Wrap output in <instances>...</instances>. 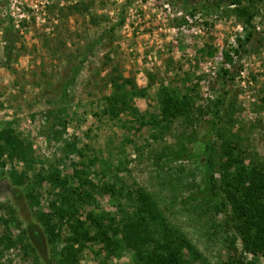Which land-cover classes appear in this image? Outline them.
<instances>
[{
	"label": "rangeland",
	"instance_id": "1",
	"mask_svg": "<svg viewBox=\"0 0 264 264\" xmlns=\"http://www.w3.org/2000/svg\"><path fill=\"white\" fill-rule=\"evenodd\" d=\"M252 23L250 43L236 53L230 49L238 47L236 40L244 37L245 30L233 6L226 3L214 9L205 0H0V126L12 122L29 139L34 156L45 168L53 163L62 175L73 173L74 167L84 168L96 184L106 181L125 184L129 190L147 189L203 255L221 264L235 255L228 248L231 230L218 226L223 223L222 214L188 199L201 179L195 155L202 153L207 142L209 116L198 114L193 125L178 119L161 134L160 124L156 130L148 121L157 110L155 92L161 82L197 91L198 107L224 89L226 103H233L231 121L243 138L242 149L250 160L264 162V0H257ZM8 41L12 42L10 54L6 53ZM209 45L212 55L207 53ZM222 65L231 72L225 81L217 76ZM75 68L79 72L70 82ZM119 73L138 87H148L150 78L155 79L146 96L132 101L143 122L127 111L105 113L109 78ZM60 99L68 120L63 139L75 141L82 154L75 151L64 156V142L47 133ZM154 133L161 137L153 139ZM182 143L194 156L165 164ZM219 153L216 162L221 159ZM15 164L20 169L22 164ZM8 167L3 174L0 170V236L4 234L2 219H9L11 208L20 222L10 223L13 238L19 233L25 236L32 226L41 232L23 188L10 183ZM214 176L219 178L218 170ZM53 191L43 184L40 208L48 210ZM122 201L132 205L134 198ZM93 208L113 212L110 195L97 194L94 206L81 212ZM24 239L2 250L0 264H55L44 235L39 240ZM235 247L236 255L243 251L240 238ZM258 263L264 264V255ZM79 264L132 263L128 251L106 258L102 245L91 242Z\"/></svg>",
	"mask_w": 264,
	"mask_h": 264
},
{
	"label": "trees",
	"instance_id": "2",
	"mask_svg": "<svg viewBox=\"0 0 264 264\" xmlns=\"http://www.w3.org/2000/svg\"><path fill=\"white\" fill-rule=\"evenodd\" d=\"M205 1L211 3L214 9L221 3L233 6L245 30L244 37L236 40L238 47L230 49L239 53L253 37L255 26L252 21L256 14L257 0ZM8 20L12 26V18L8 17ZM8 43L6 53L10 54L12 42ZM207 53H214L210 45L207 46ZM229 56V50L225 51L224 64ZM74 71L70 82L79 72L76 68ZM217 76L225 81V78L231 77L230 69L222 65ZM109 84L111 92L104 97L105 113L119 115L127 111L143 122L144 117L132 105V101L135 97L146 96L148 89L155 84V79L150 78L148 87H138L132 78L119 73L110 76ZM64 89L63 98L67 96L65 84ZM227 94L223 89V93L208 100L206 106L198 107L200 97L197 91L161 82L155 92L157 110L148 122L156 130L160 124L161 134L178 119L193 125L198 114L206 112L209 116L207 142L202 153L195 155L201 165V179L188 199L206 204L215 214H222L223 223L218 226L231 230L228 248L235 255L224 259L221 264H259L258 257L264 255V162L250 160L242 149L243 138L239 131L233 129L231 120L234 108L233 103H226ZM261 101L264 102V97ZM61 102L64 100L60 99L56 104L53 111L55 121L48 126L47 133L57 142H64V156L75 151L82 154L77 151L75 141L63 139L68 120ZM160 134H152L153 139L160 138ZM217 152H220L221 157L218 162L215 160ZM170 155L165 164L170 160L190 159L194 156L187 153L183 143ZM16 162L22 164L20 169ZM38 163L41 165L39 168ZM42 164L34 156L29 139L19 134L12 122L0 126L1 173L9 165L7 174L10 183L23 188L29 207L35 211L41 227V232L33 226L28 227L25 236L19 233L13 238L10 223L20 222L11 208L9 219H2L4 234L0 236V254L4 249L23 243L24 238L32 236L39 240L44 235L46 242L52 246L55 264H79L83 249L91 242L102 245L106 258L120 257L128 251L132 264H213L184 231L169 220L155 196L147 189L137 186L129 190L125 184L106 181L96 184L84 168L74 167L73 173L62 175L55 164L49 163L46 168ZM216 170L219 178L214 176ZM44 183H48L55 191V198L48 202V210L40 208ZM97 194H109L114 211L99 212L93 208L83 214L82 209L94 206ZM124 198H134V203H124ZM236 238L242 240L244 254L241 251L236 255ZM30 247L34 250V247ZM248 255L251 257L248 258Z\"/></svg>",
	"mask_w": 264,
	"mask_h": 264
}]
</instances>
